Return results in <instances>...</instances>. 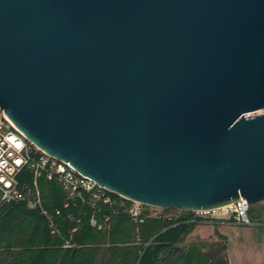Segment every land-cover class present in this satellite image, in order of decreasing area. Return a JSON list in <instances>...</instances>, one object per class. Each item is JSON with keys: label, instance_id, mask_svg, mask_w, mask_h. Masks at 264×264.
<instances>
[{"label": "water", "instance_id": "water-1", "mask_svg": "<svg viewBox=\"0 0 264 264\" xmlns=\"http://www.w3.org/2000/svg\"><path fill=\"white\" fill-rule=\"evenodd\" d=\"M0 109L144 205L264 201V0H0Z\"/></svg>", "mask_w": 264, "mask_h": 264}, {"label": "trees", "instance_id": "trees-1", "mask_svg": "<svg viewBox=\"0 0 264 264\" xmlns=\"http://www.w3.org/2000/svg\"><path fill=\"white\" fill-rule=\"evenodd\" d=\"M41 189L45 208L54 214L62 207L66 192L55 181L45 179ZM111 195L121 200L119 195ZM124 201V206H103L95 213L99 222L110 215V222L101 229L91 224L94 210L85 206L73 235L75 224L67 218V211L57 219L60 233L54 235L40 209L0 202V264H229L227 237L217 231L218 239L199 238L186 244L204 223L193 212L178 210L174 214L176 209H164L162 217L148 216L138 223L129 213L131 201ZM259 212L255 215L250 207L252 221L261 219L264 211ZM67 240L75 246L65 248Z\"/></svg>", "mask_w": 264, "mask_h": 264}, {"label": "built area", "instance_id": "built-area-1", "mask_svg": "<svg viewBox=\"0 0 264 264\" xmlns=\"http://www.w3.org/2000/svg\"><path fill=\"white\" fill-rule=\"evenodd\" d=\"M1 110V109H0ZM55 181L66 192L67 196L62 207L50 214L44 206L41 180ZM111 191L99 184L93 178L79 172L70 162L59 159L40 149L11 121L3 110L0 111V199L2 203H25L30 209H40L48 217L51 232L60 233L58 218H63L67 211V218L75 226L71 229L73 235L78 231L82 222L81 213L85 206H90L94 213L90 218L93 226L104 228L110 222V215H105L103 222H99L96 212L103 206L114 208L125 205L121 200L111 195ZM131 201L129 213L132 218L142 223L148 216L162 217L163 208ZM250 207L244 198L213 210L195 211L194 217L204 222L232 220L235 224L256 225L250 218ZM75 211H74V210ZM75 244L67 240L65 248Z\"/></svg>", "mask_w": 264, "mask_h": 264}, {"label": "rangeland", "instance_id": "rangeland-1", "mask_svg": "<svg viewBox=\"0 0 264 264\" xmlns=\"http://www.w3.org/2000/svg\"><path fill=\"white\" fill-rule=\"evenodd\" d=\"M1 201V199H0ZM255 215L259 214L261 210L264 211V201L258 204L253 205ZM151 207H148V210H151ZM163 211V210H162ZM180 211V210H179ZM178 209H176L174 214H179ZM261 218L264 219V213L261 215ZM255 220H259L256 218ZM224 222H229L227 220H218L215 222H204L203 224L199 225L197 228V232L192 233L186 241V244L192 243L194 241L199 240L200 235L204 236V238H212L215 234V227L222 226ZM201 226V227H200ZM251 227V228H250ZM248 228L243 227V225L231 226L229 229L226 230V234L229 238V253H230V259L231 262L235 264H258L262 262L257 261L258 256V249L259 246H257V234H258V227L259 226H250ZM248 233V234H247ZM249 233L251 235H249ZM243 234H245L244 241L242 240ZM248 236H247V235ZM264 243V242H263ZM259 245V243H258ZM234 253L236 254L234 256Z\"/></svg>", "mask_w": 264, "mask_h": 264}, {"label": "crops", "instance_id": "crops-1", "mask_svg": "<svg viewBox=\"0 0 264 264\" xmlns=\"http://www.w3.org/2000/svg\"><path fill=\"white\" fill-rule=\"evenodd\" d=\"M225 220H227V221H229V222H224L223 224H221L222 226L220 227V226H218V227H215L214 225H213V227L215 228V229H217V230H215V231H217V232H219L220 234H222V235H224V236H226L227 237V243H228V249H227V255H228V260H229V264H235L234 262L232 263L231 262V259H230V253H229V238H228V235L226 234V230L227 229H229L231 226L233 227V226H236V224L235 223H233L232 222V220L230 221V219H228V218H224ZM255 222L256 223H259V224H256V225H243V227H246V228H248V227H250V226H259L258 227V234H257V246H259V248L258 249H260V250H257L258 251V258H257V261L258 262H262L261 264H264V219H259V220H255ZM238 225H240V224H238ZM201 227V226H200ZM251 228V227H250ZM197 230H198V228H196L195 230H194V232H197ZM193 232V233H194ZM248 234V233H247ZM246 234V235H247ZM249 235H251L250 233H249ZM245 234H243V237H242V240L244 241V239H245ZM248 236V235H247ZM200 237L201 238H204V236H201L200 235ZM213 238H215V239H218V235L217 234H214L213 235ZM258 243H259V245H258ZM236 254L234 253V256H235ZM258 264H260V263H258Z\"/></svg>", "mask_w": 264, "mask_h": 264}]
</instances>
